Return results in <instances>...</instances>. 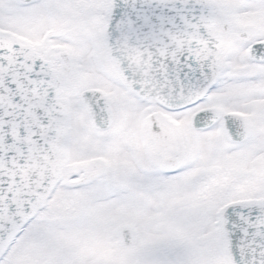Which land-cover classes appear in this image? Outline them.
<instances>
[{"label":"snow or ice","instance_id":"snow-or-ice-1","mask_svg":"<svg viewBox=\"0 0 264 264\" xmlns=\"http://www.w3.org/2000/svg\"><path fill=\"white\" fill-rule=\"evenodd\" d=\"M0 264H264V0H0Z\"/></svg>","mask_w":264,"mask_h":264}]
</instances>
